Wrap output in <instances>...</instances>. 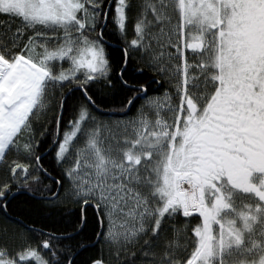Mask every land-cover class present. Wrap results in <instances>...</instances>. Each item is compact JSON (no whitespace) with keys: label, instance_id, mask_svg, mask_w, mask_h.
<instances>
[{"label":"snow or ice","instance_id":"1","mask_svg":"<svg viewBox=\"0 0 264 264\" xmlns=\"http://www.w3.org/2000/svg\"><path fill=\"white\" fill-rule=\"evenodd\" d=\"M0 220V264H264V0H0Z\"/></svg>","mask_w":264,"mask_h":264},{"label":"flooded vegetation","instance_id":"2","mask_svg":"<svg viewBox=\"0 0 264 264\" xmlns=\"http://www.w3.org/2000/svg\"><path fill=\"white\" fill-rule=\"evenodd\" d=\"M114 54H116V53H114ZM161 91H163V89H161ZM102 110H103L104 113H112V112L116 113V115H113V116L103 117L105 119H110V120H112L114 122L116 119L121 118L119 116V106L118 105L110 103V104L105 105ZM129 115H131V113H129Z\"/></svg>","mask_w":264,"mask_h":264},{"label":"trees","instance_id":"3","mask_svg":"<svg viewBox=\"0 0 264 264\" xmlns=\"http://www.w3.org/2000/svg\"><path fill=\"white\" fill-rule=\"evenodd\" d=\"M65 66H67V65H65ZM110 103H111V102H109V103H105V104H102V109H103V107H104L105 105L110 104ZM24 199H25V198H23V197L20 198V200H21V207L27 208L28 205L22 203V201H23ZM8 223H10V222H8ZM3 227H5V222L2 221V220H0V229H2ZM98 247H99V246H98ZM87 254H88V253H85L84 255H87Z\"/></svg>","mask_w":264,"mask_h":264}]
</instances>
